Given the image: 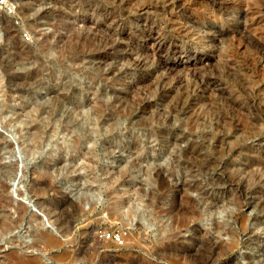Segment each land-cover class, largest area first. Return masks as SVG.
<instances>
[{
	"label": "rangeland",
	"instance_id": "obj_1",
	"mask_svg": "<svg viewBox=\"0 0 264 264\" xmlns=\"http://www.w3.org/2000/svg\"><path fill=\"white\" fill-rule=\"evenodd\" d=\"M11 3L0 6V215L16 223L0 264H168L155 249L174 234L208 264H264V0ZM157 166L218 203L182 225L200 192L177 196L181 179L163 183ZM38 229L58 244L37 242Z\"/></svg>",
	"mask_w": 264,
	"mask_h": 264
},
{
	"label": "bare ground",
	"instance_id": "obj_2",
	"mask_svg": "<svg viewBox=\"0 0 264 264\" xmlns=\"http://www.w3.org/2000/svg\"><path fill=\"white\" fill-rule=\"evenodd\" d=\"M167 2H168V0H167ZM80 4V3H79ZM29 7H27V9H28ZM29 11V10H28ZM25 12V11H24ZM27 12V11H26ZM27 15V14H26ZM31 21V20H30ZM29 23V22H28ZM32 24V23H31ZM34 26H36V25H34ZM59 26H60V24H59ZM73 25L71 24V27H72ZM37 27V26H36ZM10 28H11V26H10ZM60 28V27H59ZM69 29V28H68ZM13 30V29H12ZM15 30V29H14ZM18 30V29H17ZM16 31V30H15ZM12 32V31H11ZM66 32V31H65ZM7 33H8V31H7ZM15 33V32H14ZM54 33V32H53ZM67 33V32H66ZM66 33H65V35H66ZM68 34V33H67ZM73 34H74V32H73ZM87 34V33H86ZM89 34V33H88ZM9 35V34H8ZM12 35V34H11ZM54 35V34H53ZM63 35H64V33H63ZM69 35H70V33H69ZM72 35V34H71ZM74 35H76V34H74ZM95 35V34H94ZM44 36H45V34H44ZM43 36V37H44ZM48 36V35H47ZM61 36V38L63 37L62 35H60ZM67 36V35H66ZM79 36V35H78ZM83 36H84V34H83ZM86 36V35H85ZM90 36V35H89ZM49 37H51L50 35H49ZM49 37H46L45 38V40L43 41V44H47L48 45V43H50V41H49ZM9 38V37H8ZM64 38V37H63ZM68 38V37H67ZM74 38H75V36H74ZM81 38V37H80ZM83 38H85V37H83ZM88 38V37H87ZM92 38V37H91ZM64 39H66V38H64ZM73 39V38H72ZM79 39V38H78ZM77 39V40H78ZM97 39H98V37H97ZM101 39V38H100ZM50 40H52V38H50ZM61 40V39H60ZM75 40H76V38H75ZM94 40V39H93ZM10 41V40H9ZM8 41V42H9ZM62 41V40H61ZM60 41V42H61ZM11 42H12V40H11ZM70 42H72V41H70ZM77 42V41H76ZM17 43V42H16ZM73 43V42H72ZM40 44V43H39ZM43 44H41L42 46H43ZM56 44V43H55ZM74 44V43H73ZM11 45V44H10ZM53 45V44H52ZM68 45V44H67ZM12 46H14V45H12ZM11 46V47H12ZM18 46H19V44H18ZM49 46V45H48ZM74 46V45H73ZM72 46V47H73ZM80 46V45H79ZM87 46V45H86ZM105 46V45H104ZM117 46V45H116ZM10 47V46H9ZM16 47V46H15ZM24 47V46H23ZM68 47V46H67ZM5 48H7V47H5ZM14 48V47H13ZM12 48V49H13ZM17 48V47H16ZM15 48V49H16ZM28 48V47H27ZM75 48V47H74ZM73 48V49H74ZM77 48V47H76ZM80 48V47H79ZM2 49V48H1ZM9 49H11V48H9ZM46 49V48H45ZM56 49V48H55ZM164 49H165V45L163 44V42H160V43H158V46L156 47V52H158V53H161V52H163L164 51ZM14 50V49H13ZM25 50V49H24ZM11 51V50H10ZM21 51V49L20 48H18V50H16V55L14 54V55H12L13 56V60H12V62H11V65L13 66L14 64H17V63H19L21 60H22V57H21V53L22 52H20ZM85 51V50H84ZM177 51V48L175 47V48H173V52H176ZM1 52V51H0ZM5 52V51H4ZM25 52H27V53H30L31 52V50H27V51H25ZM25 52H23V53H25ZM43 52V51H42ZM60 52V51H59ZM86 52V51H85ZM8 53H9V51H8ZM45 53V52H44ZM65 53V52H64ZM6 54V53H5ZM10 54V53H9ZM18 54V55H17ZM77 54V53H76ZM79 54H80V52H79ZM1 56V55H0ZM76 56V55H75ZM10 57V56H9ZM26 57V56H25ZM79 57V56H78ZM78 57H76V58H78ZM4 58V57H3ZM11 58V57H10ZM62 58V57H61ZM5 59V58H4ZM8 59V58H7ZM31 59H32V57H31ZM30 59V60H31ZM36 59V58H35ZM78 59H80V58H78ZM78 59H75V60H78ZM25 60V59H24ZM29 60V61H30ZM1 61V60H0ZM3 61V60H2ZM33 61V60H32ZM39 61V60H38ZM4 62V61H3ZM77 62V61H76ZM140 62V61H139ZM202 62V61H201ZM24 63V62H23ZM4 64V63H3ZM20 64V63H19ZM6 65V64H5ZM10 65V64H9ZM10 65V66H11ZM24 65V64H23ZM26 65V64H25ZM161 65H163L164 67H166V68H175L176 69V67H174V66H172V65H168V63L166 62V61H161ZM194 66V65H193ZM196 66V65H195ZM1 67V66H0ZM14 67H16L15 65H14ZM4 68V67H3ZM7 68V67H6ZM13 69V68H12ZM158 69V68H157ZM4 72V71H3ZM29 72V74H30V72H32V71H28ZM10 73V72H9ZM14 73V72H13ZM32 73H34V72H32ZM39 74V73H38ZM37 74V75H38ZM31 75H33V74H31ZM35 75V74H34ZM53 75V74H52ZM21 76V77H20ZM33 77V76H32ZM8 78V77H7ZM10 79L12 80V81H15V83H17V81H19V80H22V81H24L25 82V84H26V81L28 82L29 81V76L27 75V74H23V75H18V74H13L12 76H10ZM34 79V78H33ZM30 80H31V78H30ZM206 80H208V79H206ZM208 82V81H207ZM205 83V82H204ZM13 84V83H12ZM39 84V83H38ZM8 85H10L9 83H8ZM35 85V84H34ZM70 101V100H69ZM73 101V100H72ZM185 107V106H184ZM173 112H175L174 110H173ZM215 124V123H214ZM218 126V125H217ZM165 132V131H164ZM174 140V139H173ZM178 141V140H177ZM1 143V142H0ZM5 143V142H4ZM178 159V158H177ZM179 160V159H178ZM208 163V162H207ZM206 163V164H207ZM209 164V163H208ZM207 164V165H208ZM172 165V164H171ZM182 165H185V164H182ZM193 165V164H192ZM254 165H258V168L260 167L261 168V166H262V164L261 163H258V162H252V163H250V165H248V166H246L247 168H250V167H252V166H254ZM161 166V165H160ZM160 166H157V168H156V173H157V176H158V178H160V180L163 182V183H170L171 181H172V179H181V181H182V185H181V187H180V191L177 193V196L179 195L180 196V193L182 192V191H184V192H186V191H188L189 189H192V187H196L197 188V191H199L200 193H199V195H201L200 196V199L198 200V199H194V198H191V197H187L186 198V202L188 203V205L187 206H190V210H188V208H186V210H183V212H182V214H183V218L181 219V221H182V225H187V220L189 219V218H191V217H194V216H199V214L201 213V210H200V207H199V205H200V203L201 202H204V203H218V199L219 198H217V197H215V195L214 194H211L210 195V193L208 192V190H206V189H208V188H205V190L204 189H202L201 187H200V189H199V186H201L202 184H201V182H198V180H197V184H193V186H191V188H190V186L188 185L189 183L187 182V175H186V173L185 172H182L180 175L179 174H177L175 171H174V169L172 170V169H170L169 168V171H167L168 172V176L167 177H165V176H163V171H164V167H160ZM194 166V165H193ZM209 166H210V164H209ZM189 167V166H188ZM206 167H208V166H206ZM205 167V168H206ZM262 169V168H261ZM259 170V169H258ZM185 171V170H184ZM261 172V171H260ZM156 173H155V175H156ZM39 176V175H38ZM253 176V175H252ZM18 176H15V178H17ZM14 178V179H15ZM48 178V177H47ZM46 178V179H47ZM37 178H35V180H36ZM45 179V180H46ZM38 180V179H37ZM40 181V180H39ZM43 181V180H42ZM50 181V180H49ZM192 182H193V180H192ZM42 183V182H41ZM40 183V184H41ZM46 184H45V186H47V182H45ZM191 183V182H190ZM217 183V182H216ZM5 184V183H4ZM50 184V182H48V185ZM167 184H166V187H167ZM43 185H44V183H43ZM3 186V185H2ZM35 186V185H34ZM40 186V185H39ZM44 186V187H45ZM208 186V185H207ZM5 187L7 188V186L5 185ZM5 187H4V189H5ZM48 187V186H47ZM38 188V187H37ZM42 188H43V186H42ZM37 190V189H36ZM39 190V189H38ZM41 190V189H40ZM168 190V189H167ZM182 190V191H181ZM178 191V190H177ZM251 191V190H250ZM41 192H43V191H41ZM168 192V191H167ZM184 192H182V193H184ZM167 194V193H166ZM186 194V193H185ZM187 195H188V193H187ZM183 196V195H182ZM179 197H177L176 199H178ZM182 198V197H181ZM173 200V199H172ZM183 200V199H182ZM11 201V200H10ZM38 202V201H37ZM177 202V201H176ZM184 202H185V200H184ZM42 203V202H41ZM40 202H38L37 203V205L38 206H40V207H42V206H44V204L42 205ZM45 203V202H44ZM0 205H3V206H8L9 205V201H7L6 199H5V197L3 196V195H1L0 196ZM46 205V204H45ZM170 205V204H169ZM185 206V205H184ZM179 207V206H178ZM204 207V206H203ZM22 208V207H21ZM182 208V207H181ZM205 208V207H204ZM178 209V208H177ZM183 209H185V208H183ZM49 210V209H48ZM164 210H165V208H164ZM205 210V209H204ZM19 211H20V208H19ZM22 211H23V208H22ZM22 211L20 212V213H22ZM181 211V210H180ZM203 212V211H202ZM19 213V212H18ZM181 214V213H180ZM231 214V213H230ZM179 215V214H178ZM200 215H203V213H201ZM22 216V215H21ZM21 216H19V217H21ZM176 217V216H175ZM23 218V217H22ZM179 218V217H178ZM198 218V217H197ZM195 219V218H194ZM15 220V219H14ZM16 220H18V219H16ZM176 221V220H175ZM178 221V220H177ZM181 221H180V223H181ZM14 223H16L15 221H11L10 219L9 220H7L6 218H5V215L3 214V215H0V239L1 238H3L4 237V234L5 233H8L9 231H11L12 230V227H13V225H14ZM57 223H58V221H57ZM190 223V222H189ZM19 225V224H18ZM60 226V225H59ZM188 226V225H187ZM68 227V226H67ZM71 227V226H70ZM191 227V226H190ZM190 227H187V229L189 230L190 229ZM61 228V227H60ZM13 229H14V227H13ZM59 229V228H58ZM215 229H216V231H221V229H223L224 230V228H222V226L220 225V223H218L217 221H216V223H215ZM192 232H193V234L195 235V236H198L199 237V239H201V240H199V241H195L196 243H194L193 244V246H197L198 245V243L199 242H205V240L206 239H204L200 234H201V232L203 231L202 229H201V227H191V229H190ZM40 230L38 229V232H39ZM49 230H44V229H41V231H40V233L39 234H37V235H35V237L37 236V238H36V240H37V242L38 241H42L44 244H46V246H55L56 244H58V240L59 239H57L56 238V236H55V234H53L51 231L50 232H48ZM226 231H228V232H233V230L232 229H227ZM37 232V231H36ZM6 235V234H5ZM185 238V237H184ZM184 238H182L180 235H173V236H167L166 237V239L165 240H163V242H161V244H159V245H156V249H155V254L156 255H161L162 256V258H165V260H166V262L168 263V264H180V263H185V264H208V262H210L209 260L207 261V260H203V259H201V261L200 260H197V258H196V256H197V253H196V251H195V253H196V256L194 255V256H192V252H191V254H190V251H192L193 249H194V247H192V244L191 245H188V244H186V240L184 239ZM194 240V239H193ZM197 240V239H196ZM204 240V241H203ZM207 240L208 241H210V247H212V249L215 251V250H217L218 248H220L221 247V244L220 243H218V241H216V240H214V237H212V236H210L209 238H207ZM10 241V240H9ZM206 243H207V241H206ZM35 244H37V243H35ZM202 244V243H201ZM200 244V245H201ZM233 244H234V242L232 241V243L230 244V246L232 245L233 246ZM229 245V244H228ZM34 246V245H33ZM198 247V246H197ZM209 247V248H210ZM199 248V247H198ZM198 248H196L195 247V249H198ZM171 250H175V251H177L176 252V256H180V258H177V259H175L174 258V260L172 259L174 256H172V254H175V251L172 253H169L168 251H171ZM201 251V249L199 248L198 249V251ZM211 250V249H210ZM165 251H167V252H165ZM154 252V251H153ZM212 252V251H211ZM214 254V253H213ZM178 256V257H179ZM209 257H211V255H209ZM198 258H199V256H198ZM212 258V257H211ZM186 260V261H182V262H180V260ZM203 260V261H202ZM24 260H19V263L20 264H24ZM182 263V264H183ZM32 264H45V263H43L42 262V260H40L39 258H34L33 260H32ZM251 264H253V262H251Z\"/></svg>",
	"mask_w": 264,
	"mask_h": 264
},
{
	"label": "built area",
	"instance_id": "obj_3",
	"mask_svg": "<svg viewBox=\"0 0 264 264\" xmlns=\"http://www.w3.org/2000/svg\"><path fill=\"white\" fill-rule=\"evenodd\" d=\"M0 6L4 7L7 12L10 14L12 12L11 6V0H0Z\"/></svg>",
	"mask_w": 264,
	"mask_h": 264
}]
</instances>
